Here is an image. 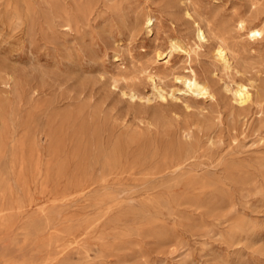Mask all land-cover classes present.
Listing matches in <instances>:
<instances>
[{"label": "rangeland", "instance_id": "374dc122", "mask_svg": "<svg viewBox=\"0 0 264 264\" xmlns=\"http://www.w3.org/2000/svg\"><path fill=\"white\" fill-rule=\"evenodd\" d=\"M0 264H264V0H0Z\"/></svg>", "mask_w": 264, "mask_h": 264}, {"label": "bare ground", "instance_id": "6f19581e", "mask_svg": "<svg viewBox=\"0 0 264 264\" xmlns=\"http://www.w3.org/2000/svg\"><path fill=\"white\" fill-rule=\"evenodd\" d=\"M257 1V0H256ZM258 3V2H257ZM255 4V3H254ZM190 15V14H189ZM196 25V24H195ZM238 28L241 31L246 32L249 36V38L251 39H256L257 37L262 35V30L256 29L254 27H252L251 25H249L246 20L241 19L238 21ZM199 38L203 39L205 37V32L202 28L198 29L197 32ZM150 34V33H149ZM170 40V39H169ZM205 44V43H204ZM107 45V44H106ZM170 52H166L164 53L163 51L159 54V57L165 56V57H170L171 55H173L174 52H179L180 54H185L187 55L189 58L190 56H192V51L191 49H189L188 47H186L183 43H181L179 40L177 39H171L170 40ZM78 46V45H77ZM247 53V52H246ZM214 56L217 59L218 62L222 63V66L230 67L231 66V58L229 57V52L227 51V46L224 45L223 42H219L218 44H216V46L214 47ZM232 56V54H231ZM117 57V56H116ZM108 58V57H107ZM120 57H118L116 60H120ZM115 60V61H116ZM168 60V58L166 59ZM122 61V60H121ZM170 61V60H169ZM34 62V61H33ZM167 63V62H166ZM169 63V62H168ZM133 67V66H132ZM224 68V67H223ZM231 68V67H230ZM229 68V69H230ZM225 69V68H224ZM194 71V70H193ZM152 75V74H151ZM238 76V75H237ZM157 78V77H156ZM184 78V77H182ZM131 79V78H130ZM155 79V78H154ZM182 80V79H181ZM156 81V80H154ZM222 81V80H221ZM156 83V82H155ZM183 83L186 87V92H188L191 95H208L211 96V90L209 85H207L205 82H203L202 80H200L197 75H194L193 77L190 78H184L183 79ZM157 84V83H156ZM252 84V83H251ZM96 87V86H95ZM157 87V85L155 86ZM234 88V87H233ZM158 89V88H157ZM161 90V89H160ZM163 91V90H162ZM108 92V91H107ZM226 92V91H225ZM158 93V92H157ZM185 94V92H184ZM160 95V94H159ZM177 95V94H176ZM234 95L236 97V99L241 103L244 104L248 101L249 99V95L248 93L245 91V89L243 87H239L237 89V91L234 92ZM80 96V95H79ZM136 96L132 95V98L134 99ZM131 99V98H130ZM138 99V98H137ZM178 101V100H177ZM209 102V101H208ZM150 103V102H149ZM202 110V109H201Z\"/></svg>", "mask_w": 264, "mask_h": 264}]
</instances>
